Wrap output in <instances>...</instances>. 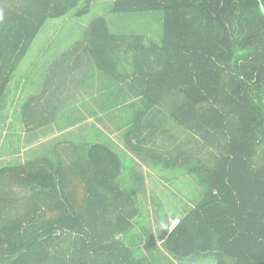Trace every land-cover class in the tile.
<instances>
[{
  "label": "trees",
  "instance_id": "trees-1",
  "mask_svg": "<svg viewBox=\"0 0 264 264\" xmlns=\"http://www.w3.org/2000/svg\"><path fill=\"white\" fill-rule=\"evenodd\" d=\"M96 1L0 0V102L46 24ZM151 12L159 42L96 18L0 117V264H264V0H111ZM144 168L194 178L198 201L135 229Z\"/></svg>",
  "mask_w": 264,
  "mask_h": 264
},
{
  "label": "rangeland",
  "instance_id": "rangeland-1",
  "mask_svg": "<svg viewBox=\"0 0 264 264\" xmlns=\"http://www.w3.org/2000/svg\"><path fill=\"white\" fill-rule=\"evenodd\" d=\"M110 5L111 0H99L94 2L88 13L81 17L69 16L64 19L49 21L46 24L33 43L26 58L23 60L16 75H14L16 77H12L7 91L0 102V117L10 112L12 118V112L17 101H19L18 104H20L23 100L28 99L32 95L31 91H29L30 94H28V88L26 87L27 83H30V86L33 87V93L34 91L38 92L39 85L44 82L42 78L43 72L45 73L46 70L44 63L46 61L51 62L52 60L61 59L62 54L64 55L76 42L83 38L87 26L96 18H104L108 22L110 28L111 26L117 28L113 30L117 33L122 31H126L127 33H141L148 36L151 41L159 42L162 32V12L142 13L129 16L113 15L110 13ZM33 63H36V66H32ZM31 70H34L36 73H30ZM82 74L74 73L71 78L77 79L80 76L82 77ZM25 81L27 83L23 84L22 82ZM13 126L14 125L11 126V130ZM41 140L47 141L49 137L43 136ZM6 141H10V138H7ZM37 146L39 145L36 143L34 147L23 143L14 152L12 151L13 147H11L7 153L3 154V158H14L19 159V161H24L27 157L34 155L33 151L39 150V148H36ZM126 163L129 165V162L126 161ZM144 169L146 170V168ZM141 172V175H144V179H146L147 182V193L143 194L142 190V193H140V189H143L140 188L138 190L140 197H142V199L151 198L155 202L153 205L141 204V215L136 219L137 226L135 229L139 228L138 224L150 227L149 224L153 221H162L164 217H170L173 214L179 215V210L181 208L189 209L198 201L201 188L194 178L185 176L178 170H157L153 172L149 170L147 172L146 170V172H144V170L141 169ZM129 178L130 173L128 175V179ZM129 187L135 189L133 186Z\"/></svg>",
  "mask_w": 264,
  "mask_h": 264
},
{
  "label": "crops",
  "instance_id": "crops-1",
  "mask_svg": "<svg viewBox=\"0 0 264 264\" xmlns=\"http://www.w3.org/2000/svg\"><path fill=\"white\" fill-rule=\"evenodd\" d=\"M94 77H96V79H97V76L96 75ZM83 93H85L84 94L85 95V98H91V97H96V98H98V97H107L109 95V92H105V91L100 92L99 90L92 91V92H89V93H87V92H83ZM63 94L65 95L64 91H63ZM108 97H110V96H108ZM77 107H79V109H83L82 105H80V104H77ZM90 120L92 121V119H90ZM74 129L75 128H71L70 130H74ZM97 129L102 131L103 130V127L101 125H99V124H96L95 130H97ZM58 135H59V133H55V134L52 135V137L58 136ZM108 136L114 142V144L116 145V147L122 149V144H121V142H119V140L116 139L115 134L109 133Z\"/></svg>",
  "mask_w": 264,
  "mask_h": 264
},
{
  "label": "built area",
  "instance_id": "built-area-1",
  "mask_svg": "<svg viewBox=\"0 0 264 264\" xmlns=\"http://www.w3.org/2000/svg\"><path fill=\"white\" fill-rule=\"evenodd\" d=\"M178 223H179V220L178 219H173L171 221V229L174 228Z\"/></svg>",
  "mask_w": 264,
  "mask_h": 264
}]
</instances>
